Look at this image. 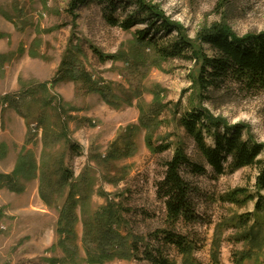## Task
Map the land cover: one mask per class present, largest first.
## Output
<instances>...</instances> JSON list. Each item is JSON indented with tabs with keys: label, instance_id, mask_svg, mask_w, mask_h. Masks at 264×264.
Instances as JSON below:
<instances>
[{
	"label": "rangeland",
	"instance_id": "374dc122",
	"mask_svg": "<svg viewBox=\"0 0 264 264\" xmlns=\"http://www.w3.org/2000/svg\"><path fill=\"white\" fill-rule=\"evenodd\" d=\"M101 1L70 11L72 0H0V175L16 183L14 189L7 180L0 185V264H95L89 262L84 245L83 211L92 214L109 203L120 207L118 230L138 240L139 250L135 259L101 264H155L145 259L148 247L171 264H235L243 252L251 258L242 264H264V211H256V201H224L235 189L256 193L257 172L252 168L221 176L211 169L203 175L183 169L194 189L196 219L180 223L176 232L187 238L193 252L182 255L157 237L167 228L166 206L157 195L165 162L172 159L179 141L197 159L194 142L180 127L181 117L202 105L230 125H247L254 140L264 143V91L249 94L231 87L201 102L192 82L198 73L195 62L165 61L152 49L141 48L137 33L147 25L125 31L106 17L124 20L136 15L134 2ZM145 1L180 25L192 41L218 22L239 36L264 32V0H228L221 12L226 19L217 11L222 0ZM71 69L78 81L67 74ZM89 86L107 91L119 106L108 105ZM4 98L17 100L19 108ZM160 106L164 109L155 115L151 130L143 128L141 119ZM57 134H62L58 140ZM149 135L154 145L171 143L172 149L153 153ZM73 145L79 148L75 155ZM115 151L122 154L120 159L107 161ZM27 152L33 158H26ZM31 159L37 168L34 175L26 166ZM62 160L73 173L70 184L82 181L89 197L85 208L76 210L77 255L61 247L58 232L70 188L56 192L51 203L40 194L39 169H58ZM249 214L247 223L239 222ZM251 230L259 234L258 242L243 239ZM217 239L219 249L214 246Z\"/></svg>",
	"mask_w": 264,
	"mask_h": 264
},
{
	"label": "trees",
	"instance_id": "16d2710c",
	"mask_svg": "<svg viewBox=\"0 0 264 264\" xmlns=\"http://www.w3.org/2000/svg\"><path fill=\"white\" fill-rule=\"evenodd\" d=\"M130 1L134 2L138 8L136 15L132 14L124 20H115L112 16H106L107 21L113 26H120L125 31H130L137 24H145L148 29L137 33V44L142 46L141 48L152 49L159 59L165 61L195 62L198 66V73L192 76V82L195 90H198L201 102H210L212 101L211 93L216 96L219 92L229 91L231 87L249 94L264 91V32L239 36L225 22H218L208 28H203L197 34L196 40L192 41L180 25L170 21L156 6L150 5L145 0ZM94 2L101 3L102 1L72 0L70 11ZM227 2L228 0H222L217 7V11L225 19V14L221 12L226 9ZM105 11H108L106 6ZM174 34L175 36H172ZM171 38L172 40L162 44L166 39ZM106 58L100 54L102 61H106ZM67 74L78 81L72 69L68 70ZM89 87L90 91L101 94L108 105L119 106L109 97L107 91L93 89V86ZM39 88L46 91L45 85ZM222 95L224 97L226 93ZM2 101L11 105L15 103L16 108H19L18 101L15 99L4 98ZM163 109L160 106L155 112L143 117L141 126L150 131L154 118ZM179 124L188 138L194 142L197 159L188 153L187 145L179 141L172 159L165 162V177L157 186V195L166 206L167 228L159 231L157 237H162L165 245L175 246L182 255L191 256L193 252L191 244L185 236L176 232L180 223H192L196 219L192 199L194 189L191 182L183 176V169H187L192 175H203L211 169L217 176L224 175L227 171L234 173L245 168L254 169L257 172L256 193L250 195L244 189H235L224 197V201L231 204L256 201V211H264V196L262 195L264 192V143L254 140L247 125L242 123L230 125L226 119L215 116L202 105L193 106L191 110H188L179 120ZM28 125L31 130L32 122ZM61 135H56L57 140L61 138ZM208 139H211L213 143L209 144ZM152 141L149 135L147 137L148 146L157 155L164 154L173 147L171 143L156 146ZM125 145L128 148L127 141ZM70 151L75 155L79 148L73 145ZM27 153L31 157L27 155L26 158H33V154ZM121 155L120 152L115 151L105 159L111 162L120 159ZM27 165L31 171L30 174L34 175L37 169L34 160H29ZM39 171L40 194L45 202L51 203L56 192L61 193L65 188H70L66 206L61 212L58 232L61 237V247L69 255H77L75 225L78 218L76 210L79 206L85 208L89 198L83 193L84 184L82 181L70 184L73 173L65 169L63 160L59 162L58 169H50L49 166L43 165ZM11 179L9 176L0 175V185L7 180L10 188H16V183ZM240 197L244 200L241 201ZM119 208L109 203L92 214H88L84 209V245L89 262L101 264L116 259H135L139 250V241L130 236H123L118 230L122 222ZM250 215L245 219L240 218L239 222L247 223ZM243 239L258 242L260 236L251 230L243 236ZM220 245V240L217 239L214 244L215 248L219 249ZM154 253L153 248H146L145 259L155 264H171L163 256L157 258ZM250 258L248 252H243L235 264H242Z\"/></svg>",
	"mask_w": 264,
	"mask_h": 264
}]
</instances>
